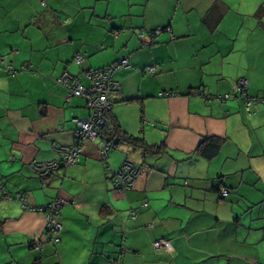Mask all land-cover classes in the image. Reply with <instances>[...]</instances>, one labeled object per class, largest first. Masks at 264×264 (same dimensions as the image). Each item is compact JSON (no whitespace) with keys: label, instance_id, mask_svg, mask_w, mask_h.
<instances>
[{"label":"crops","instance_id":"obj_1","mask_svg":"<svg viewBox=\"0 0 264 264\" xmlns=\"http://www.w3.org/2000/svg\"><path fill=\"white\" fill-rule=\"evenodd\" d=\"M2 58L17 72L0 71V264H264V104L248 116L234 97L215 99L241 78L264 99V0H0ZM124 59L112 121L165 154L112 148L114 173L127 161L147 170L120 192L86 142L78 165L44 187L31 163L74 146L75 120L91 114L56 80L68 72L87 86L84 73ZM212 138L223 141L207 160L198 149ZM18 195L34 207L68 202L58 245L41 240L45 215ZM160 240L173 252L155 250Z\"/></svg>","mask_w":264,"mask_h":264},{"label":"built area","instance_id":"obj_2","mask_svg":"<svg viewBox=\"0 0 264 264\" xmlns=\"http://www.w3.org/2000/svg\"><path fill=\"white\" fill-rule=\"evenodd\" d=\"M45 5V1L42 3ZM163 31L157 30L152 33L141 32L139 34L140 40L154 41ZM85 56L79 54L75 57V64L81 66L84 63ZM5 59H0V71L4 70L9 74H15L17 71L13 66L4 67ZM130 66V61L124 59L114 65L108 66L103 69L90 70L84 73V78L88 85L85 86L82 82L72 76L70 73H65L61 78L56 80V85L64 89L67 94V102L70 104L73 99L85 100L91 114L89 119L83 120L77 118L75 123L77 130L75 132L76 144L72 147L57 148L60 156L52 161L40 162L34 161L31 163L30 168L36 173L42 180L43 186L46 187L47 179L61 170L74 167L78 165L81 156L84 151V143L92 142L97 145L102 160L106 163V169L113 177V185L120 192H127L133 189L135 181L138 177L146 174V168L137 165L131 161H127L123 168L118 173H114L109 166V152L112 149V145H108L105 141V134L111 130L108 114L112 112L113 103L112 98L122 92L121 85L114 80L115 74ZM22 70H26L23 68ZM147 72L154 75L158 70L155 67L149 68ZM250 82L247 78H241L234 86V92L232 95L226 94L219 96L220 102H227L233 97L244 101L246 112L250 115H255L260 106L264 104V99H255L248 94ZM162 97H176L174 94H162ZM151 127H155L154 123H148ZM231 191H222V197L225 199L230 195ZM5 198L12 201L14 198L11 195H7ZM18 202L22 204L24 210L31 213L44 214L46 217V229L41 240L44 242H50L54 245L60 243V234L63 231V225L59 221L61 210L68 204V202L62 198L54 200L51 204L44 207H34L32 203L22 195H18L16 198ZM144 208H148V205H144ZM131 217L136 219L137 213H132ZM38 248H42L41 245ZM155 250H163L167 253L173 252L172 242L168 240L156 241L153 244Z\"/></svg>","mask_w":264,"mask_h":264},{"label":"trees","instance_id":"obj_3","mask_svg":"<svg viewBox=\"0 0 264 264\" xmlns=\"http://www.w3.org/2000/svg\"><path fill=\"white\" fill-rule=\"evenodd\" d=\"M152 32H155V31H152ZM152 32H149V33H152ZM248 94H249V89H248ZM218 97H215V99L220 101L218 99ZM235 99L242 102V104L244 105V101L239 100L238 98H235ZM255 99H258V98H255ZM228 101H231V100H228ZM243 107H244L245 113L248 116H252L246 112L245 106H243ZM108 118H109V121L111 120V123H110L111 130L106 132L104 138H105V141L107 142L108 145L113 146L112 147L113 149H117L118 145L123 143V144H127L129 146H132L133 148L140 150L145 154L154 155V156H162L165 154L164 147H149L143 140H141L139 138L132 137V136L127 135V134H124L121 131L120 126L118 124H116L115 121H112L111 113L108 114ZM222 141H223L222 139H218V138H212V139L206 140L201 144V146L198 150H199V152H201V154L204 156V158H206L207 160H213L220 152ZM210 142H212V144H208ZM34 264H41V263L38 262V263H34Z\"/></svg>","mask_w":264,"mask_h":264},{"label":"rangeland","instance_id":"obj_4","mask_svg":"<svg viewBox=\"0 0 264 264\" xmlns=\"http://www.w3.org/2000/svg\"><path fill=\"white\" fill-rule=\"evenodd\" d=\"M165 30V29H164ZM163 31V30H162Z\"/></svg>","mask_w":264,"mask_h":264},{"label":"water","instance_id":"obj_5","mask_svg":"<svg viewBox=\"0 0 264 264\" xmlns=\"http://www.w3.org/2000/svg\"><path fill=\"white\" fill-rule=\"evenodd\" d=\"M144 167V166H143ZM53 176V175H52Z\"/></svg>","mask_w":264,"mask_h":264}]
</instances>
